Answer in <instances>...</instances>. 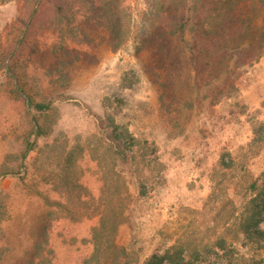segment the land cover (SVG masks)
Returning a JSON list of instances; mask_svg holds the SVG:
<instances>
[{
	"label": "rangeland",
	"instance_id": "374dc122",
	"mask_svg": "<svg viewBox=\"0 0 264 264\" xmlns=\"http://www.w3.org/2000/svg\"><path fill=\"white\" fill-rule=\"evenodd\" d=\"M32 2L0 0V264L78 263L101 212L131 264L170 246L197 264H264V243L239 232L244 191L264 174V147L249 146L264 125V51L208 80L185 43L171 38L158 56L143 42L171 32L167 18L189 0H108L98 18L117 22L112 43L97 19L74 43L43 32L41 12L10 58ZM253 4L244 16L259 7L264 27V3ZM105 116L140 148L132 166L99 132Z\"/></svg>",
	"mask_w": 264,
	"mask_h": 264
},
{
	"label": "trees",
	"instance_id": "16d2710c",
	"mask_svg": "<svg viewBox=\"0 0 264 264\" xmlns=\"http://www.w3.org/2000/svg\"><path fill=\"white\" fill-rule=\"evenodd\" d=\"M107 1L33 0L25 29L20 32L13 51L7 55L14 59L21 52L20 47L26 41L27 30L31 29L33 20L41 12L43 32L52 30L54 34L58 32L63 37L66 30L69 41L74 43L78 38V31L81 32L79 36L84 37L83 30L90 26L91 21L97 19L98 24H102L101 27L107 31V38L112 43L117 35L115 30L117 22L110 18L105 19V16L98 18L99 12L105 11ZM252 3L261 6L264 0H189L180 15L173 14L167 18L165 28H171V32L151 33L144 37L143 42L153 46L155 48L153 52L160 56L165 51L168 40L176 38L186 44L192 64L195 66L201 62L200 68L203 65L204 69L197 71V75H205L208 80L216 78V74L229 66L234 68L254 63L264 51V27H259L257 15L254 14L259 7L252 9V16L248 17L244 16L246 11L242 9L243 6ZM190 30L193 34L192 40L188 42L186 33ZM10 68L16 81L14 91L18 94L26 93L20 83V76L13 67ZM28 105L36 111L50 108L48 101L32 103L29 99ZM96 119L99 132L105 136L119 163L127 167L136 163V152L140 148L134 150L136 143L128 131L117 126L112 116ZM30 145L27 143L22 160L30 151ZM249 146L252 149L264 147L263 124L254 129ZM241 200L240 206L245 208L247 213L241 216L239 232L248 240L263 244L264 231L260 230L259 225L264 213V174H260L247 185ZM109 219L108 213H100L98 225L90 233V253L76 264H131L130 251L118 245L115 238L117 229L115 226H109ZM219 248L222 250V245ZM198 260L197 256L193 260L187 259L182 249L170 246L161 253L152 254L143 264H197Z\"/></svg>",
	"mask_w": 264,
	"mask_h": 264
}]
</instances>
